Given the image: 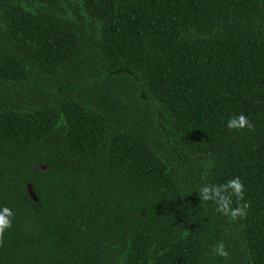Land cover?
Wrapping results in <instances>:
<instances>
[{"label":"trees","instance_id":"16d2710c","mask_svg":"<svg viewBox=\"0 0 264 264\" xmlns=\"http://www.w3.org/2000/svg\"><path fill=\"white\" fill-rule=\"evenodd\" d=\"M4 207L0 264H264V0H0Z\"/></svg>","mask_w":264,"mask_h":264},{"label":"clouds","instance_id":"9594fccd","mask_svg":"<svg viewBox=\"0 0 264 264\" xmlns=\"http://www.w3.org/2000/svg\"><path fill=\"white\" fill-rule=\"evenodd\" d=\"M227 128L229 130H242L245 127L251 128V122L244 115H233L227 121ZM245 186L239 177L228 180L226 183L220 185L205 184L200 186L199 194L204 201H213L217 208L216 210L225 216H229L232 220L237 217H243L247 214L246 209L248 205L245 203L242 207L232 208V196L234 195L237 200L244 199ZM14 213L7 207L0 211V236L12 226V217ZM215 251L218 255L226 257L228 253L224 249L223 244L216 246Z\"/></svg>","mask_w":264,"mask_h":264},{"label":"water","instance_id":"95a60500","mask_svg":"<svg viewBox=\"0 0 264 264\" xmlns=\"http://www.w3.org/2000/svg\"><path fill=\"white\" fill-rule=\"evenodd\" d=\"M28 190H29L30 195L36 200L37 199L36 195L33 192L32 186L30 184L28 185Z\"/></svg>","mask_w":264,"mask_h":264}]
</instances>
